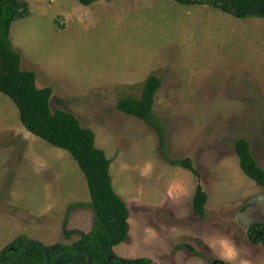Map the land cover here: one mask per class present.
Masks as SVG:
<instances>
[{
    "label": "rangeland",
    "instance_id": "1",
    "mask_svg": "<svg viewBox=\"0 0 264 264\" xmlns=\"http://www.w3.org/2000/svg\"><path fill=\"white\" fill-rule=\"evenodd\" d=\"M30 14L11 26L22 67L51 87L52 110H66L95 133L111 160L116 193L129 209L124 259L158 264H264V188L241 171L233 140L243 137L264 169V19H237L210 5L172 0H25ZM208 1V0H207ZM157 75L155 115L166 150L190 158L208 194L192 212L197 178L158 153L156 132L121 113ZM86 179L69 152L28 132L0 93V250L23 235L44 246L89 232Z\"/></svg>",
    "mask_w": 264,
    "mask_h": 264
},
{
    "label": "trees",
    "instance_id": "2",
    "mask_svg": "<svg viewBox=\"0 0 264 264\" xmlns=\"http://www.w3.org/2000/svg\"><path fill=\"white\" fill-rule=\"evenodd\" d=\"M92 5L98 0H77ZM111 1V0H106ZM181 5L208 4L237 19L256 17L264 19V0H172ZM29 4L25 0H0V93L6 95L16 106L23 127L52 146L69 152L83 173L89 190L90 202H75L67 207L65 220L71 210L88 207L94 214L89 232L76 231L78 238L70 244L45 246L50 261L61 254L76 255L87 252L90 264H158L150 258L124 259L114 247L125 242L129 232V209L127 203L114 190L110 173L111 160L105 151L96 147L95 133L83 127L73 113L52 110L51 87L39 88L36 73L24 70L20 53L11 41V26L16 19L29 16ZM162 85L157 75H150L143 83L140 97L126 96L117 101V109L144 122L157 135L158 153L171 166L191 171L197 178V186L191 200L192 212L203 217L206 214L208 194L202 185V177L190 158L176 159L166 150L164 124L155 115L156 94ZM233 148L241 171L259 187L264 188V169L255 159L251 144L243 137L233 140ZM19 236L0 250V264H47L44 249ZM23 252V253H22ZM57 264H87V258H62ZM209 264H228L213 261Z\"/></svg>",
    "mask_w": 264,
    "mask_h": 264
},
{
    "label": "water",
    "instance_id": "3",
    "mask_svg": "<svg viewBox=\"0 0 264 264\" xmlns=\"http://www.w3.org/2000/svg\"><path fill=\"white\" fill-rule=\"evenodd\" d=\"M31 244H38L39 246H41L44 251H45V254H46V261H47V264H57L62 258H77V257H80V256H85L87 258V264H90L91 263V256L87 253V252H80L74 256L72 255H69V254H61L59 255L54 261H50L49 259V256H48V253L47 251L45 250V246L43 244H41L40 242L36 241V240H33V239H29L28 242L25 244L24 248H23V252L27 249V247ZM22 252V253H23Z\"/></svg>",
    "mask_w": 264,
    "mask_h": 264
}]
</instances>
